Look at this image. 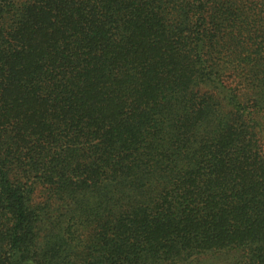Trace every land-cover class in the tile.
Here are the masks:
<instances>
[{"label":"trees","instance_id":"1","mask_svg":"<svg viewBox=\"0 0 264 264\" xmlns=\"http://www.w3.org/2000/svg\"><path fill=\"white\" fill-rule=\"evenodd\" d=\"M0 264H264V0H0Z\"/></svg>","mask_w":264,"mask_h":264}]
</instances>
